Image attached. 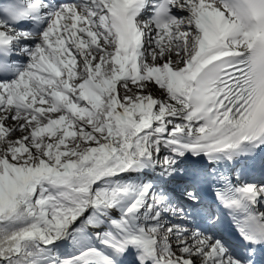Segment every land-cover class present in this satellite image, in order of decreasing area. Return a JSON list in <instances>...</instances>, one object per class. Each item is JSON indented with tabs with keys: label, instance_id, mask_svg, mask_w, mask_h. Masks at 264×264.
Instances as JSON below:
<instances>
[{
	"label": "snow or ice",
	"instance_id": "1",
	"mask_svg": "<svg viewBox=\"0 0 264 264\" xmlns=\"http://www.w3.org/2000/svg\"><path fill=\"white\" fill-rule=\"evenodd\" d=\"M0 264H264V0H0Z\"/></svg>",
	"mask_w": 264,
	"mask_h": 264
}]
</instances>
